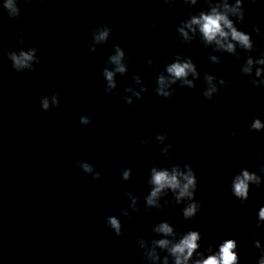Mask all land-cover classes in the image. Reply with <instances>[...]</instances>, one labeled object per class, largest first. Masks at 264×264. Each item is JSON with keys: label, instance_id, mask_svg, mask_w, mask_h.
<instances>
[{"label": "clouds", "instance_id": "obj_1", "mask_svg": "<svg viewBox=\"0 0 264 264\" xmlns=\"http://www.w3.org/2000/svg\"><path fill=\"white\" fill-rule=\"evenodd\" d=\"M8 7H11V3L8 4ZM223 21L226 25L231 27L230 23L220 15H213V16H205L203 17V24H202V31L204 32L205 36L212 40L217 33L221 36H225L226 33H224L221 30L220 22ZM195 23H199V21H194ZM107 33H102L100 36V39H103L104 36H106ZM233 38L240 40L242 43L247 44V37L243 36L242 34L236 33L235 30L232 32ZM231 47V45H229ZM25 60L30 59L29 56L24 57ZM114 60L118 62V57H113ZM17 63H22V61H17ZM189 68V65H179L174 64L172 65L168 71L173 73L175 76L180 77L185 75L186 69ZM120 71H123V69H119ZM108 79L111 80L112 74L108 73ZM45 108L47 107V103H45ZM253 127L260 128V122L257 120ZM184 179L187 181L183 186L180 185L179 180L177 179V175L173 174L171 176L168 175L166 172H159L155 173L153 177V182L157 185V188L152 192V196H156L157 193L160 191L161 188L165 186H169L173 189H180V196L183 197L185 195L191 197L192 193L189 191L190 187H193L195 185V179L193 176H185ZM253 179L247 172L243 173V178L237 177V180L234 184V191L237 196L247 197L248 194V184L247 181ZM151 199L149 200V203H151ZM196 212V205H190L187 209L184 211L185 217H189L194 215ZM261 219H264V209H261L260 211ZM111 224L119 228L118 222L113 218L111 219ZM161 231L164 232H170L171 229L168 227L167 224H164L161 226ZM199 239V234L196 231L190 232L182 241L180 244L176 245L173 248L174 253H183L185 250H187L188 256L192 254V251L197 247L196 241ZM166 242L161 241V244H164ZM234 247L233 242L227 241L224 245L221 246L220 249V255L219 257H209L206 261L203 262V264H232V262L235 259L234 254L231 253V249ZM187 259V257H185ZM177 264H180L179 260L177 261Z\"/></svg>", "mask_w": 264, "mask_h": 264}]
</instances>
